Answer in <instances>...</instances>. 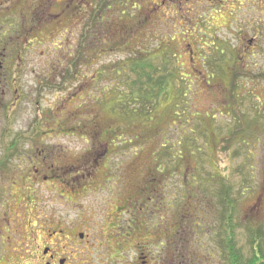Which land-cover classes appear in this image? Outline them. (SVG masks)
Here are the masks:
<instances>
[{"label":"rangeland","instance_id":"374dc122","mask_svg":"<svg viewBox=\"0 0 264 264\" xmlns=\"http://www.w3.org/2000/svg\"><path fill=\"white\" fill-rule=\"evenodd\" d=\"M6 1L0 0L6 5L0 7L2 21L4 17L10 24L9 17L15 15L19 18L18 22H22L24 13L31 18L24 27L12 24L13 31L19 29L22 37V54L16 50L13 63L7 65L11 67L9 76H13V71L17 83L11 85L9 91L0 92V161L9 154L6 150L17 141L14 157L0 167L1 253L7 248L10 238H15V231H27L21 230L20 226L26 225L28 219L34 224L37 218L45 223L49 222V218L67 213H84L87 218L97 214L98 217L103 211L115 213L121 207H127V218L130 220L135 209L145 204L156 218V238L184 216L190 233L185 242L199 249L201 234L197 231L196 237L187 218L195 220V211L196 221L202 222L207 234L211 256L208 264H218L217 256L220 255L222 264H230L226 249L222 247L224 228L217 215V200L193 198L189 191L183 190L189 177L190 184L197 182L192 166L199 162L205 165L206 172L222 173L233 187L231 197L239 204L235 218L241 224L236 231L235 249L248 256L251 247L247 228H264V78H255L258 71L252 67L253 58H246L249 68L238 60L232 71V75L239 74L237 79L240 84L236 90L239 102L234 106L235 113L227 108L222 80L211 81L210 86L204 81V74L214 72L212 65L219 62L218 54L215 58L213 52L217 50L218 41L224 40L223 31L220 32L221 17L228 18L229 15L224 10L220 12L219 7L206 4L190 2L182 6L156 7V0H126L139 9L142 6L137 13L140 19L148 17V27L144 28V33L137 35L134 44H143L147 36L154 46L156 37L159 39L157 42L176 39V43H172L173 54L180 56L184 75L194 82V94L188 100L191 109H194L191 112L196 110L192 117L215 115L216 124L218 121L221 124V144L216 147L200 131L191 133L194 130L191 117L188 118L190 125L182 122L183 125L174 127L178 119L175 112L168 109V103L161 107L156 119L149 124L114 114L113 85L117 86L120 82L116 81L112 72L123 62L126 64L128 59L127 51L113 48L120 33L117 31L124 23L114 16V10L106 15L109 22L106 26L109 31L107 54L93 64L82 62L75 80L58 89L49 86L66 78L64 74L69 61L79 46L82 25L72 23L71 15L64 19L65 25L70 27L64 32H61L62 24L52 23L70 0L12 2L11 8L20 13L10 12ZM96 1L75 0L77 11L78 7L95 4ZM31 30H34L32 35ZM15 34L18 38L19 33L16 31ZM7 38H12L11 33ZM222 69L225 74V69ZM117 89L125 90L124 86ZM183 132L187 138L194 137L205 150H211L207 152L208 156H203L204 160L191 156L185 158L180 162L178 172L173 174L171 163L175 162L166 157L165 163L161 160L164 154L161 146L167 140H181L179 136L184 138ZM236 132H243L239 140L228 141ZM224 147L227 152L222 151ZM160 152L161 156L157 155ZM156 162H159L158 166L164 163L170 173L166 176L156 174ZM212 185L220 189L217 183ZM148 187L150 189H146ZM149 190L152 193L145 195L143 191ZM205 196L215 198L210 193H205ZM131 200L137 203L130 204ZM136 215H142L140 209ZM143 220L150 224L147 215L137 223ZM6 221L11 225L8 226ZM91 221L93 219L88 222ZM19 222L21 225H18ZM179 239L177 236L176 240ZM160 245L156 241V257L160 256ZM127 258H130V253Z\"/></svg>","mask_w":264,"mask_h":264},{"label":"trees","instance_id":"16d2710c","mask_svg":"<svg viewBox=\"0 0 264 264\" xmlns=\"http://www.w3.org/2000/svg\"><path fill=\"white\" fill-rule=\"evenodd\" d=\"M139 7L140 9L134 7L128 3V1L126 2V0H112L111 2L109 0H97L95 4H85V6L78 7L77 13L80 12V24H82L78 38V49L72 57L73 59L69 61L70 65L67 73L64 74V77L66 75V78L61 79L59 84L55 81V84H51L52 86L49 87H58V89H60L61 86H64L65 88L72 80H75L79 73V66L82 62L84 63L87 61L93 64L92 62L97 59L99 60L101 56L107 54L106 49L108 48L109 31L106 26L109 22L106 15L108 11L114 10V16H116L120 22L124 23L121 29L117 31L120 33H118L117 43L114 44L113 48H118L120 52L127 51L128 54L126 64L123 62L119 67H115L112 72L116 81L120 82L117 86L113 85V101L115 104L112 111L114 114L121 115V117H127L130 120H138L143 124H149L156 119L161 107L168 103V109L175 112L174 115L178 119L175 121V124H173L174 127L183 125V123L186 126L190 125L188 118L191 117L192 120H194V130L191 133L193 134L196 131H200L202 136L207 137L206 139H209L213 145L216 144V147H218V145L221 144V142L219 144V140L221 139L222 128L219 121L218 124H216L217 117L215 115L213 117L210 115L206 117L205 114L200 115L197 118L192 117L196 110L191 112L194 109H191V103L189 104L188 100H190V96L194 94V82L193 80L191 81L190 78H186L184 75L182 71L183 65H180V56H178L177 53L173 54L174 47H172V43H176V39H171L172 41L163 39L162 41L157 42L159 39L156 37V46H154L147 36L143 44H134V41L137 40V35L144 33V28L148 27V17L144 16L143 19H140L137 14L142 10V6L140 5ZM1 12L2 9L0 10V14H2ZM12 12L20 13V11L16 9ZM74 13L75 11H72L69 12L68 15L73 16ZM23 17L24 18L21 20L22 22H18L19 18L12 15V17H9L12 21L10 24L6 22L4 17L3 21L2 18H0L1 39L3 38L5 42H18L15 32L17 31V33H19L18 37H20V32L17 28L14 32L12 24L18 23L24 27L31 17L28 13H24ZM33 31L34 30H31V35L33 34ZM10 33L11 37L15 38L14 40L12 38H7V35ZM93 56L95 58H93ZM213 56L216 58L217 50L213 52ZM174 60L177 62L176 64ZM233 66L235 67L236 65L234 64ZM212 70L214 72L209 73L207 71V75L204 74L205 83L210 86L211 81L214 82L215 80H219L221 82L223 78L226 79V83L221 85V88L225 93L224 99L228 104L227 108L233 110L231 113H235L234 108L236 107L234 106L239 102V97L236 93V90L240 87L239 80L237 79L239 74H231L230 76H227L226 73L224 74V70L218 62L212 65ZM7 71L9 72L10 70ZM118 86H124L125 90L117 89ZM210 127L214 132H209L211 131L209 129ZM176 131H179V129ZM238 132H236L237 134L232 135V139L228 141L233 142L234 138L239 140V136L242 135L243 132L239 134ZM186 136L187 135H185L184 138L179 136L181 140L175 142L167 140L161 146V149L164 152L161 160L165 163L166 157L170 161L175 162V164L171 163L173 167L171 173L173 174L178 172L180 169L178 166H180V162L184 161L185 158L191 156L202 160L203 156H208L207 152L211 150L209 149L207 151L201 147L194 137L187 138ZM228 141L227 146L229 145ZM16 145L17 141L11 146V149H14L12 152L11 149L6 150L9 154L0 161V167L5 166L10 158L14 157L17 152L15 151ZM210 148L213 149L211 146ZM217 151L219 150L217 149ZM222 151L227 152L225 147ZM160 154L161 152L157 153V155ZM158 163L159 162H156V166H158ZM164 163L156 168V174L166 176L170 173V169L166 168ZM181 168H183V165ZM192 172L195 173L198 180L192 185L190 184L189 177L186 180L187 183H185L186 189L184 188L183 190L189 191V194H192L190 196H194L198 199L199 197H204V199L212 198L213 201L214 199L217 200L219 204L217 206V215L224 228V247L230 264H264L263 227L253 229L249 226V228H247L249 234L248 244L251 247L248 256H244L242 250L238 253L235 249L236 231L241 224L238 223L235 218L237 212H239V204L231 197L233 192L231 184L223 177L222 173L217 174L216 171L206 172L205 165L199 162L192 166ZM213 182L217 183L220 189L215 186L213 187ZM191 185L192 188H190ZM146 189L150 188L148 187ZM205 193H210L215 198L205 196ZM191 221L192 220L190 219V222Z\"/></svg>","mask_w":264,"mask_h":264},{"label":"flooded vegetation","instance_id":"af4514ba","mask_svg":"<svg viewBox=\"0 0 264 264\" xmlns=\"http://www.w3.org/2000/svg\"><path fill=\"white\" fill-rule=\"evenodd\" d=\"M14 1L24 4L27 2V0H7L6 3L10 6ZM190 2L196 5L219 7L220 12L224 10L225 14L229 15L228 18L221 17L220 32L223 31L224 40L218 41L216 48L218 63L225 69L226 75L232 74L235 68L233 65H237L238 60L243 65L247 64L246 58L249 56L254 59L252 67L258 71V76L255 78L262 80L260 77L264 78L262 73L264 70V0H156V6H182ZM4 5L0 3V7ZM12 11L14 9L10 6V12ZM72 11L75 13L69 17L68 13ZM60 12L54 17L52 23L62 24L61 32L70 28L64 23V19L68 17L72 23H81L75 0H70L65 9ZM21 39L22 37H18V42L14 43L5 42L0 37V92L9 91L11 85L14 86L17 83L13 71L11 73L13 76H8L7 70L11 67L8 68L7 65L10 66L13 63L16 50L18 54H22ZM244 66L250 67L248 64ZM16 68L14 67V70H17ZM226 81L223 78L222 84ZM143 192L145 195L152 193L151 190ZM136 194L139 196L138 192ZM131 203L136 204L137 201L131 200ZM122 208L115 213L109 210L103 211L100 213L102 216L98 215V217L97 214L87 218L84 213L76 215L67 213L56 218H49V222L45 223L41 222V218H37L34 224L31 219H28L26 225H21L19 222L21 230L27 231L19 233L20 231L17 230L13 233L15 238H10L11 241L6 243L7 248L2 253L0 251V264H208L211 256L206 240L207 234L202 222L196 221L198 217L195 211L193 212L196 214L195 220L193 217L187 218L192 220L190 223L196 237H198L197 231L201 234V240L198 242L199 249H194L191 243L185 242L190 233L184 216L180 222L171 224L170 229L162 231L156 238V218L154 212L149 211L148 206L142 204L141 207H137L130 220L127 218L129 208ZM139 209L142 215L137 216ZM145 215L149 216L150 224L144 220L138 224L137 222ZM90 219L93 221L88 222ZM6 222L8 226L11 225L9 221ZM177 236L180 237L179 241L176 240ZM156 241L161 243L159 257H156ZM222 247L224 248V241H222ZM128 253H130L129 259ZM217 263L222 264V255L217 256Z\"/></svg>","mask_w":264,"mask_h":264}]
</instances>
